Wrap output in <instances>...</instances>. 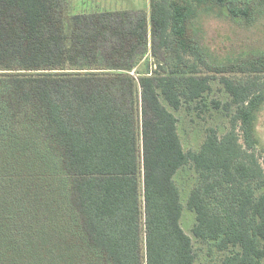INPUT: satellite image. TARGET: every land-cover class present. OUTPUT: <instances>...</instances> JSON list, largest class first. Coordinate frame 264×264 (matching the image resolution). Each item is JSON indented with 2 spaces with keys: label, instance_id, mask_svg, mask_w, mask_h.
<instances>
[{
  "label": "trees",
  "instance_id": "trees-1",
  "mask_svg": "<svg viewBox=\"0 0 264 264\" xmlns=\"http://www.w3.org/2000/svg\"><path fill=\"white\" fill-rule=\"evenodd\" d=\"M67 1L0 0V264H196L175 182L188 164L195 238L221 264H264V57L217 64L191 34L203 8L252 24L264 0H150L149 18ZM149 20L167 63L134 77ZM204 70L239 74L220 79L231 129L186 153L175 112L205 102Z\"/></svg>",
  "mask_w": 264,
  "mask_h": 264
},
{
  "label": "rangeland",
  "instance_id": "rangeland-1",
  "mask_svg": "<svg viewBox=\"0 0 264 264\" xmlns=\"http://www.w3.org/2000/svg\"><path fill=\"white\" fill-rule=\"evenodd\" d=\"M206 8L197 14V18L192 23L191 34L204 46L211 61L233 66L242 59L264 57V10L254 11L251 17L256 20L250 24L245 19H238L236 22L227 19L216 7ZM67 9L69 14H72L71 12L90 14L122 10L131 13L132 11H141L146 13L148 18L151 12L150 0H68ZM148 31V53L133 71L134 77H137L138 73H153L156 69L159 70V63H167L164 51L160 50L154 54L150 20L148 21ZM203 72L213 77L212 91L206 95L205 102H196L175 112L178 119V133L186 153L198 151L209 130L215 129L222 136L231 129L229 110L226 109L230 102V96L220 79L222 77L234 78L239 74L210 73L206 70ZM162 101L166 104L163 99ZM216 103H221V106L217 108ZM256 125V136L259 140L258 153L262 159L264 157V108L258 115ZM196 181L197 174L190 164L181 169L175 177L183 207L181 227L192 239L196 264H221L228 253L218 252L211 244L202 242L193 235L196 217L188 208L187 203Z\"/></svg>",
  "mask_w": 264,
  "mask_h": 264
},
{
  "label": "crops",
  "instance_id": "crops-1",
  "mask_svg": "<svg viewBox=\"0 0 264 264\" xmlns=\"http://www.w3.org/2000/svg\"><path fill=\"white\" fill-rule=\"evenodd\" d=\"M122 11H124V10H122ZM72 14H78V13H74V12H71ZM82 14V13H81ZM84 14H86V13H84Z\"/></svg>",
  "mask_w": 264,
  "mask_h": 264
}]
</instances>
